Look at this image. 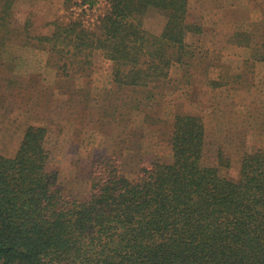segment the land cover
<instances>
[{
	"label": "trees",
	"instance_id": "16d2710c",
	"mask_svg": "<svg viewBox=\"0 0 264 264\" xmlns=\"http://www.w3.org/2000/svg\"><path fill=\"white\" fill-rule=\"evenodd\" d=\"M62 1L70 9L76 0ZM188 1L109 0L91 29L68 17L37 40L53 56L68 54L71 64L100 51L116 87L145 90L133 109L147 122V109L162 96L154 89L165 85L173 64L186 63V37L202 32L188 21ZM14 2L0 0L6 25ZM155 10L164 16L159 34L143 25ZM256 57L264 60V41ZM46 133V126L31 125L16 155L0 156V264H264V150L244 153L231 181L202 163L201 116L176 112L168 161L140 158L129 178L119 157L101 154L91 165L89 195L80 200L57 188Z\"/></svg>",
	"mask_w": 264,
	"mask_h": 264
},
{
	"label": "rangeland",
	"instance_id": "374dc122",
	"mask_svg": "<svg viewBox=\"0 0 264 264\" xmlns=\"http://www.w3.org/2000/svg\"><path fill=\"white\" fill-rule=\"evenodd\" d=\"M109 4L76 0L65 9L62 0H15L9 23L0 20V156L16 155L29 126H46L47 166L57 172V188L82 200L101 154L119 157L129 178L140 158L168 161L171 123L184 112L203 120L202 163L236 182L243 154L264 150V60L256 57L264 41V0L188 1V21L202 32L186 37V63L173 64L165 85L154 89L162 96L147 109V122L133 109L142 106L145 90L116 87L112 64L100 51L71 64L68 54L53 56L37 40L52 33L53 21L68 17L91 29ZM143 23L159 34L164 16L151 11Z\"/></svg>",
	"mask_w": 264,
	"mask_h": 264
}]
</instances>
